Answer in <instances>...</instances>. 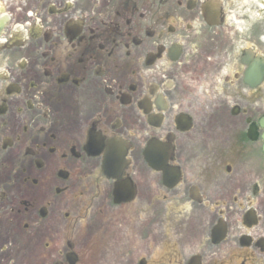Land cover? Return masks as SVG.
Instances as JSON below:
<instances>
[{"label":"flooded vegetation","instance_id":"1","mask_svg":"<svg viewBox=\"0 0 264 264\" xmlns=\"http://www.w3.org/2000/svg\"><path fill=\"white\" fill-rule=\"evenodd\" d=\"M0 21V264H264V0Z\"/></svg>","mask_w":264,"mask_h":264},{"label":"rangeland","instance_id":"2","mask_svg":"<svg viewBox=\"0 0 264 264\" xmlns=\"http://www.w3.org/2000/svg\"><path fill=\"white\" fill-rule=\"evenodd\" d=\"M21 1L24 7V11L27 10L28 12L32 11L34 5H36L37 3V0H21Z\"/></svg>","mask_w":264,"mask_h":264}]
</instances>
